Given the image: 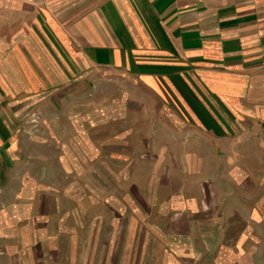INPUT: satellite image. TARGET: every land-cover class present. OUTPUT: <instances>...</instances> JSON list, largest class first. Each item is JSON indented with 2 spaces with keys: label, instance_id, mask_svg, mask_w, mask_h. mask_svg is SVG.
<instances>
[{
  "label": "rangeland",
  "instance_id": "374dc122",
  "mask_svg": "<svg viewBox=\"0 0 264 264\" xmlns=\"http://www.w3.org/2000/svg\"><path fill=\"white\" fill-rule=\"evenodd\" d=\"M47 1L63 4L56 10L62 15L58 26L53 10L40 12V26L37 11L29 17L21 14L13 26L0 0V230L38 229L42 224L33 206L37 196L38 212H49L50 219L41 229H59L57 241L65 245L75 206L83 221L79 229H86V222L90 229H102L105 213L116 218L124 212L120 229L129 228L135 215L142 216L143 227L156 221L150 195L169 193L157 182L172 179L175 196L180 190L184 196L194 195L203 187L211 205L212 194H233L230 183L236 171L229 161L236 163L240 155L234 158L230 149L245 147L246 139L232 137L236 123L211 92L202 86L182 90L180 84L173 89L165 82L168 76L155 85L120 67L87 66L79 57L75 26L69 25L76 23L70 13L85 14L91 0ZM109 13L111 27H118L115 13ZM182 79L190 81L179 75L172 82ZM187 93L195 104L201 103L187 108L203 121L192 120L178 105V97ZM189 177L202 185L187 184ZM218 213H208L205 229L225 222ZM242 220L230 221L229 248L239 238Z\"/></svg>",
  "mask_w": 264,
  "mask_h": 264
},
{
  "label": "crops",
  "instance_id": "0c3cea01",
  "mask_svg": "<svg viewBox=\"0 0 264 264\" xmlns=\"http://www.w3.org/2000/svg\"><path fill=\"white\" fill-rule=\"evenodd\" d=\"M38 1L4 0L12 25L21 14L29 17L37 11L35 20L40 26L44 23L41 13L53 10V24L58 26L62 15L56 10L63 4ZM85 9V14L70 13L76 23L69 26H75L73 35L82 50L79 57L87 66L120 67L154 84L168 76L165 82L173 89L179 84L182 90L202 86L224 107L229 120L236 123L232 137L246 139L245 147L232 145L230 149L233 156L240 155L236 163L229 161L236 171L230 183L234 193L212 194L211 205L203 187L194 195L184 196L180 190L175 196L172 179L157 182L169 193L150 195L157 207L156 221L145 227L142 216L135 215L129 228L118 229L120 222L125 223L123 212L116 218L105 213L102 229H90L89 222L86 229H79L83 221L75 206L70 210L71 234L65 245L57 241L59 229H41L50 225V219L49 212H38L37 196L33 206L42 225L1 229L0 264H264V0H91ZM110 10L118 27H111ZM60 26L57 30L61 31ZM179 75L192 82H172ZM178 98L184 114L203 121L201 114L187 108L201 103L195 104L188 93ZM242 122L243 126L238 124ZM192 180L189 177L187 184ZM211 210H218L225 222L205 229ZM233 218H243V227L229 248L227 228L234 224Z\"/></svg>",
  "mask_w": 264,
  "mask_h": 264
}]
</instances>
